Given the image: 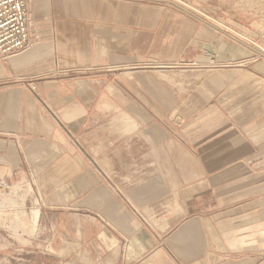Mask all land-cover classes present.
Listing matches in <instances>:
<instances>
[{
	"label": "crops",
	"instance_id": "crops-1",
	"mask_svg": "<svg viewBox=\"0 0 264 264\" xmlns=\"http://www.w3.org/2000/svg\"><path fill=\"white\" fill-rule=\"evenodd\" d=\"M28 12L0 60V178L33 187L45 258L264 264V54L164 0Z\"/></svg>",
	"mask_w": 264,
	"mask_h": 264
},
{
	"label": "rangeland",
	"instance_id": "rangeland-1",
	"mask_svg": "<svg viewBox=\"0 0 264 264\" xmlns=\"http://www.w3.org/2000/svg\"><path fill=\"white\" fill-rule=\"evenodd\" d=\"M164 2L212 21L229 36L264 54V0ZM39 206L30 184L0 178V264H53L45 258L43 238L37 236Z\"/></svg>",
	"mask_w": 264,
	"mask_h": 264
},
{
	"label": "built area",
	"instance_id": "built-area-1",
	"mask_svg": "<svg viewBox=\"0 0 264 264\" xmlns=\"http://www.w3.org/2000/svg\"><path fill=\"white\" fill-rule=\"evenodd\" d=\"M29 25L28 0H0V60L29 46ZM116 190L122 195L121 190Z\"/></svg>",
	"mask_w": 264,
	"mask_h": 264
}]
</instances>
